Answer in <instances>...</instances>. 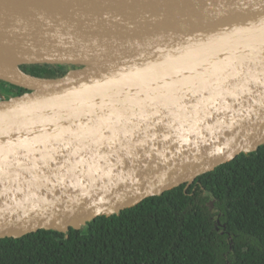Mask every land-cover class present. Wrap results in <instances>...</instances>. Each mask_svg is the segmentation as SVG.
Wrapping results in <instances>:
<instances>
[{"label":"water","instance_id":"water-1","mask_svg":"<svg viewBox=\"0 0 264 264\" xmlns=\"http://www.w3.org/2000/svg\"><path fill=\"white\" fill-rule=\"evenodd\" d=\"M0 80V238L67 233L264 145V0H0Z\"/></svg>","mask_w":264,"mask_h":264},{"label":"trees","instance_id":"trees-1","mask_svg":"<svg viewBox=\"0 0 264 264\" xmlns=\"http://www.w3.org/2000/svg\"><path fill=\"white\" fill-rule=\"evenodd\" d=\"M22 68L43 77L66 72L51 64ZM0 84L16 94L27 91ZM0 264H264V145L189 186L98 216L79 229L0 238Z\"/></svg>","mask_w":264,"mask_h":264},{"label":"flooded vegetation","instance_id":"flooded-vegetation-1","mask_svg":"<svg viewBox=\"0 0 264 264\" xmlns=\"http://www.w3.org/2000/svg\"><path fill=\"white\" fill-rule=\"evenodd\" d=\"M4 86L7 87L10 91H9V92H6V91H0V99H1L2 97H10V96L15 92L14 87L9 86V85H7V84H5ZM218 223H219V222H218Z\"/></svg>","mask_w":264,"mask_h":264},{"label":"rangeland","instance_id":"rangeland-1","mask_svg":"<svg viewBox=\"0 0 264 264\" xmlns=\"http://www.w3.org/2000/svg\"><path fill=\"white\" fill-rule=\"evenodd\" d=\"M62 67H64L66 70L73 68L72 66H62ZM0 91L9 92L10 90L7 87H5L3 84H0Z\"/></svg>","mask_w":264,"mask_h":264}]
</instances>
